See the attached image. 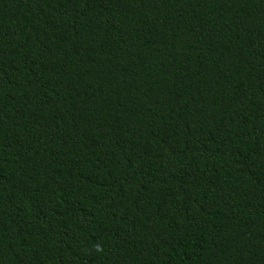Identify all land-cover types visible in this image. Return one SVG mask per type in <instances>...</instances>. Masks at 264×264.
<instances>
[{"label": "trees", "instance_id": "trees-1", "mask_svg": "<svg viewBox=\"0 0 264 264\" xmlns=\"http://www.w3.org/2000/svg\"><path fill=\"white\" fill-rule=\"evenodd\" d=\"M0 264H264V0H0Z\"/></svg>", "mask_w": 264, "mask_h": 264}]
</instances>
